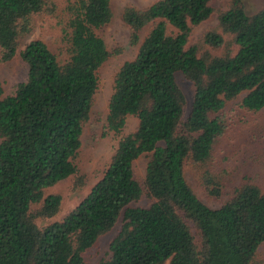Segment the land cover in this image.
Here are the masks:
<instances>
[{
  "label": "trees",
  "instance_id": "1",
  "mask_svg": "<svg viewBox=\"0 0 264 264\" xmlns=\"http://www.w3.org/2000/svg\"><path fill=\"white\" fill-rule=\"evenodd\" d=\"M218 26L191 44L197 27L215 11L213 0H157L128 7L122 19L133 61L120 68L109 103L107 128L121 135L129 118L136 131L121 138L108 171L62 221L59 195L46 190L76 176L99 87L98 72L112 58L98 32L113 19L111 0H76L67 8L59 54L32 40L34 22L53 16V0H0V67L20 51L27 81L4 97L0 84V264H85L84 255L122 217L110 258L98 264H264V192L252 184L233 190L218 209L202 202L186 179L190 164L206 166L226 132L228 103L264 109V9L249 16L244 0H228ZM148 33L141 42L144 31ZM194 86L191 111L177 76ZM152 154L145 186L134 163ZM209 197L221 199V180L201 179ZM148 207H133L143 196ZM34 207H38L33 209Z\"/></svg>",
  "mask_w": 264,
  "mask_h": 264
},
{
  "label": "rangeland",
  "instance_id": "2",
  "mask_svg": "<svg viewBox=\"0 0 264 264\" xmlns=\"http://www.w3.org/2000/svg\"><path fill=\"white\" fill-rule=\"evenodd\" d=\"M53 1L57 6V12L53 16L37 18L25 44L32 40H42L58 55L62 28L68 21L67 8L76 0ZM156 1L111 0L112 22L98 34L104 39L113 56L98 72L99 87L94 97L90 119L84 126L82 146L75 159L78 174L46 190V196H61L62 209L55 218L39 221L40 228L54 222H62L91 193L108 171L121 138L136 131L138 120L132 117L128 119L121 135L110 133L107 128L109 103L113 94L115 77L124 63L137 58L140 49V45H132L130 29L124 24L122 16L128 7L147 9ZM228 4V0H213L212 7L215 13L211 20L195 29L191 44H196L206 32L217 28L218 15L229 8ZM244 7L246 13L253 16L264 9V0H244ZM147 33L148 30L142 33L141 42ZM20 51L12 61L0 67V84L4 90V97L14 95L17 86L27 81L28 66L22 60ZM177 82L186 98L183 116L185 122L192 108L195 89L193 84L182 75L177 76ZM244 96L228 103L223 110L226 132L214 146L211 161L203 168L190 164L186 168L187 182L198 198L213 209L220 208L232 196L233 190L241 185L252 184L264 192V109L256 113L242 110L240 104ZM151 158L152 154H146L134 163L135 179L143 188ZM206 175L221 180L224 186L221 199L209 197L204 190L201 179ZM150 204L151 202L144 195L140 201L131 206L148 207ZM36 208L38 207L33 209ZM121 228L122 217L109 234L102 237L94 248L85 253V264H98L101 260L110 258V245ZM257 257L264 263V244L260 247Z\"/></svg>",
  "mask_w": 264,
  "mask_h": 264
}]
</instances>
